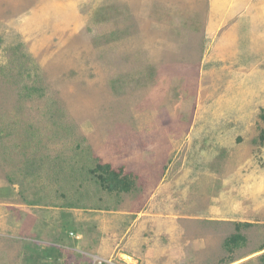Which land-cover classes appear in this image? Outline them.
<instances>
[{"label": "rangeland", "instance_id": "obj_1", "mask_svg": "<svg viewBox=\"0 0 264 264\" xmlns=\"http://www.w3.org/2000/svg\"><path fill=\"white\" fill-rule=\"evenodd\" d=\"M263 130L264 0H0V264H263Z\"/></svg>", "mask_w": 264, "mask_h": 264}, {"label": "trees", "instance_id": "obj_2", "mask_svg": "<svg viewBox=\"0 0 264 264\" xmlns=\"http://www.w3.org/2000/svg\"><path fill=\"white\" fill-rule=\"evenodd\" d=\"M260 139L264 140V130L260 134ZM89 172L95 175V182L110 193L129 192L133 188L134 180H132V177L128 174H124L123 169L113 168L109 163H98L96 166L92 167ZM240 225L241 224L237 225L238 229L240 228ZM240 239H244L240 232L233 234L226 240L227 248L231 250V245L238 243ZM40 250L42 251V254H45L46 257H50V253L55 252V247L50 246L47 249ZM259 250H264V246H262ZM261 259L264 264V253L261 256Z\"/></svg>", "mask_w": 264, "mask_h": 264}, {"label": "built area", "instance_id": "obj_3", "mask_svg": "<svg viewBox=\"0 0 264 264\" xmlns=\"http://www.w3.org/2000/svg\"><path fill=\"white\" fill-rule=\"evenodd\" d=\"M97 261H99V263L102 264L103 262H107L108 260L103 259L102 257H99V258L97 259Z\"/></svg>", "mask_w": 264, "mask_h": 264}]
</instances>
